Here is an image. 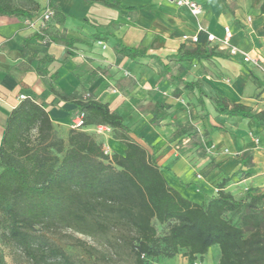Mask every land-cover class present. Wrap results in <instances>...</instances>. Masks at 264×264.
Wrapping results in <instances>:
<instances>
[{"label":"crops","instance_id":"0c3cea01","mask_svg":"<svg viewBox=\"0 0 264 264\" xmlns=\"http://www.w3.org/2000/svg\"><path fill=\"white\" fill-rule=\"evenodd\" d=\"M115 1L123 7L85 0H13L30 15H0V144L7 116L22 101L21 94L44 104L62 136L69 132L71 118L78 111L74 101L89 94L109 103L124 117L125 124L153 147L168 183L181 194L184 191L197 196L192 191L195 186L205 203L216 193V184L231 176L225 189L237 197L250 187L264 191V126L241 119L249 127L250 139L233 153L222 146L229 127L226 120L220 119L223 114L214 106L208 110L212 103L207 96H203L204 109L199 103L203 91L206 95L226 96L255 110L264 109V73L254 67L253 59L257 55L264 61V13L260 12L263 0H197L204 8L202 24L218 36L212 43L207 41L206 31L199 32L197 43L184 38L197 33V19L173 0ZM47 5L65 16L63 21L54 17L47 23L48 34L37 38L45 28L42 12ZM91 8L96 12L91 13ZM250 8L257 12H243ZM219 21L224 25L222 35L226 25L233 33H242L243 46L233 45L248 53L251 61L243 63L227 55L229 51L219 41L223 37L216 32ZM62 39L73 43L65 44ZM182 43L199 45L215 55L180 60L177 54ZM120 44L136 48L142 57L124 56L119 52ZM232 72L235 75L231 76ZM224 75L231 78L230 82L222 80ZM187 82L197 85L189 90L184 88ZM63 94L70 97L62 98ZM189 98L195 104L184 105V99ZM157 102L169 104L170 108L167 118L153 123ZM239 131L236 128L228 134L239 138ZM96 138L110 152L125 150L111 129ZM111 140L115 142L113 146ZM244 155L251 156L247 164ZM213 248L216 255L210 257ZM219 256L220 248L213 245L201 263L198 258H184L193 264H218Z\"/></svg>","mask_w":264,"mask_h":264},{"label":"trees","instance_id":"16d2710c","mask_svg":"<svg viewBox=\"0 0 264 264\" xmlns=\"http://www.w3.org/2000/svg\"><path fill=\"white\" fill-rule=\"evenodd\" d=\"M85 2L123 7L115 0ZM54 10V17L63 21L65 15ZM260 12L264 13V0ZM0 15L30 12L13 0H0ZM46 34L45 27L37 38ZM119 52L132 59L141 56L136 48L122 44ZM213 55L214 51L185 43L177 54L185 61ZM249 73L260 84L251 69ZM196 85L187 82L184 88ZM50 89L59 94L53 86ZM203 96L220 114L264 126V109L202 91L203 109ZM74 103L85 113V125L70 128L66 136L58 133L48 110L36 99L27 97L7 116L0 144V264H7L3 247L27 264H149L182 252L202 259L213 245L220 248L218 264H264V191L250 187L237 197L225 189L231 176L216 184L207 202L190 200L168 183L153 147L109 103L92 96ZM168 108L169 104L155 103L152 122L167 118ZM100 125L125 145L123 153H106L88 131ZM250 159L244 155L245 164ZM155 221L166 226L164 233ZM59 241L80 252L66 251Z\"/></svg>","mask_w":264,"mask_h":264},{"label":"rangeland","instance_id":"374dc122","mask_svg":"<svg viewBox=\"0 0 264 264\" xmlns=\"http://www.w3.org/2000/svg\"><path fill=\"white\" fill-rule=\"evenodd\" d=\"M92 7V6H91ZM91 13H95V8H91ZM243 12H245V14H255L257 11L256 9H252L250 8V10H246V9H243ZM250 12V13H249ZM84 20V18H83ZM218 26H219V31H216L218 34H221V37H223L224 35V32H223V35L221 33V30L223 28V21H219L218 23H216ZM233 24V22L231 23ZM240 34H235L234 33V37L233 39L231 40V44H238L239 46H243V43L241 42V38H240ZM218 38V36H216ZM227 55H229L230 57H233V58H238V60L243 63H247V61L244 59V56H242L241 54H236V55H232L230 52H227ZM139 57H142V56H139ZM254 59V67H256V69H258L262 74L264 73V61L257 55H255V58ZM252 65V64H251ZM253 66V65H252ZM235 72V71H234ZM232 72L231 76L232 75H235V73ZM225 77L222 79L223 81H227V82H230L231 78L224 75ZM189 100V101H187ZM184 105H192V104H195L191 98L189 99H184L183 101ZM210 107L213 108V105L210 104V106H208V110L210 109ZM222 118L221 121H225L226 120V124L229 125L228 129L224 132L226 134H224V136L222 137V142H223V149L224 148H227L229 149L231 152L233 153H236V151L242 149L244 147V145H242V142H249V134H248V129L249 127L247 125H245L244 123H242V120H245V121H249L247 118H238V117H229V116H225V115H221ZM242 119V120H241ZM223 121V122H224ZM237 124V126H235V124ZM256 123V122H255ZM236 128H240V131H239V134H240V137H236L234 135H231V134H228V132H234ZM88 131L90 133H92L95 137L97 136V134L99 135H103L105 133H109L110 131V128L106 127L102 130H97V127H95V129H88ZM215 139L217 140V138L215 137ZM262 142H264V138L262 137ZM113 143H115L113 140L110 141V144H112L113 146ZM118 143H121L118 141ZM105 149H108L107 147H105ZM113 150H116V147H112ZM108 153H113V152H110L108 150ZM165 171L166 172H170L169 169L165 168ZM192 191H194L196 193L197 196L195 195H188L187 193H185L184 191H182V194L187 197V196H190V197H187L189 198L190 200H193V201H196V202H200L202 203L203 202V194L202 193H199V192H196V188L195 186L192 187ZM239 197V196H238ZM154 224L156 225L159 233H164L166 231V226L165 225H160L158 224L156 221L154 222ZM79 237H82L84 238V236L82 235H78ZM59 243L64 247V249L66 251H70L72 252L73 254H78L80 252V250L76 247H73L72 245H69L68 243L66 242H63V241H59ZM216 247H219L218 245H216ZM4 249V252H5V259H6V263L7 264H27L26 262H24L23 260H21L11 249L7 248V247H3ZM215 249L213 248L211 251H210V257L212 255H216L215 253ZM184 257H186V259L188 258L187 256H185L184 252L180 253L179 255H176L174 257H160L158 258L157 260H153L152 262H150L149 264H193V262H191L190 260H186ZM201 258L198 257V262L201 263ZM207 260V259H206ZM190 261V262H189Z\"/></svg>","mask_w":264,"mask_h":264},{"label":"built area","instance_id":"2783aa9c","mask_svg":"<svg viewBox=\"0 0 264 264\" xmlns=\"http://www.w3.org/2000/svg\"><path fill=\"white\" fill-rule=\"evenodd\" d=\"M173 1L178 7L187 9L190 12V14L197 19V33L192 36L184 35L185 39H191V41L197 43L200 40L199 32L206 31L207 41L209 43H212L218 40L216 35L207 31L206 27L202 24L200 20V17L202 16L204 12V8L202 4H200L197 0H173ZM54 15H55L54 8L51 5H47L44 11L42 12V20H43L44 27H47V23L54 18ZM248 20L251 21V17H249ZM233 36H234V33L231 27L229 25H226L224 27V36L222 39H219V41L222 43V47L228 50L232 55L241 53L247 62L251 61L252 58L248 53L242 52L237 46L231 44V40ZM88 96L89 94L86 95V97ZM26 98L27 96L25 94L20 95L21 100H24ZM84 125H85V113L78 110L71 118L70 127L73 129H79V128L84 127ZM104 128L105 126L103 125L97 126V130H102ZM105 152L108 153V149H105ZM194 264H199V263L195 262Z\"/></svg>","mask_w":264,"mask_h":264}]
</instances>
